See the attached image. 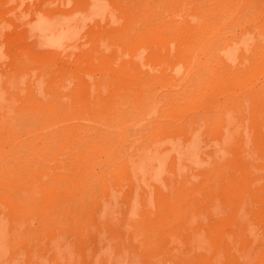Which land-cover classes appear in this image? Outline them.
<instances>
[{
    "label": "rangeland",
    "instance_id": "374dc122",
    "mask_svg": "<svg viewBox=\"0 0 264 264\" xmlns=\"http://www.w3.org/2000/svg\"><path fill=\"white\" fill-rule=\"evenodd\" d=\"M0 264H264V0H0Z\"/></svg>",
    "mask_w": 264,
    "mask_h": 264
},
{
    "label": "bare ground",
    "instance_id": "6f19581e",
    "mask_svg": "<svg viewBox=\"0 0 264 264\" xmlns=\"http://www.w3.org/2000/svg\"><path fill=\"white\" fill-rule=\"evenodd\" d=\"M213 34H214V31L213 30H211V29H209L208 30V32H207V34H206V36L207 37H209V38H206V39H208V42H206L205 40L203 41L202 39L199 41V44L201 45V46H203V45H208V44H210L211 42H212V36H213ZM237 45V44H236ZM236 45H229V46H227V47H223L222 49H221V51L223 52V54L222 55H224L223 57L227 60H230L229 62L230 63H232L234 60H235V53H236V49H238L239 50V48H238V45H237V47H235ZM240 46V45H239ZM242 46V45H241ZM246 48H250L248 45L246 46V45H244V47L243 48H241L240 50H245ZM221 53V52H220ZM221 55V54H220ZM223 58V59H224ZM228 62V63H229ZM95 142V141H94ZM100 144L101 145H103L104 147L102 148V149H104L106 146V142L105 141H101L100 142ZM100 150V149H99ZM29 152H30V147H29ZM31 152H32V148H31Z\"/></svg>",
    "mask_w": 264,
    "mask_h": 264
}]
</instances>
